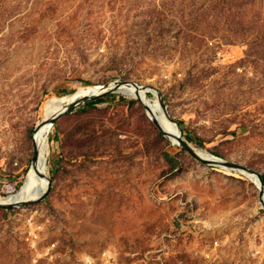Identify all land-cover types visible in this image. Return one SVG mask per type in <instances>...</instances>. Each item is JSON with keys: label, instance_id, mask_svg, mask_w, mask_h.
I'll return each mask as SVG.
<instances>
[{"label": "rangeland", "instance_id": "obj_1", "mask_svg": "<svg viewBox=\"0 0 264 264\" xmlns=\"http://www.w3.org/2000/svg\"><path fill=\"white\" fill-rule=\"evenodd\" d=\"M263 12L264 0H0V198L25 184L51 98L118 82L156 88L194 148L264 177V40L251 41ZM112 93L53 126L52 189L0 208V264H264L256 182L195 159L142 99Z\"/></svg>", "mask_w": 264, "mask_h": 264}, {"label": "bare ground", "instance_id": "obj_2", "mask_svg": "<svg viewBox=\"0 0 264 264\" xmlns=\"http://www.w3.org/2000/svg\"><path fill=\"white\" fill-rule=\"evenodd\" d=\"M105 90L102 86H94L90 88H84L78 91L74 96L68 97H53L51 98L45 108L46 117L44 124L39 127L37 130V139H36V149L39 154V159L36 163L33 164V168L29 171L25 184L21 187L20 191L16 194L10 195L5 198H0V202H14V201H27L34 200L43 194L47 189V181L42 177L39 172H47L49 158L51 155V144H50V134L53 129L52 120L55 116L64 111L68 104H72L76 99L84 98L86 96L96 95ZM123 92L130 95L134 98L142 99V101L148 105L152 112L156 115L160 121L162 128L168 131L170 134L177 135L179 134V129L174 124L170 123L167 120V117L164 115V112L158 102L157 96L151 90H144L138 94L136 88L132 85L124 86ZM151 93L154 99H149L148 94ZM196 152L202 156L210 159H214L210 153L206 152L203 149L196 148ZM243 175H246L252 181L257 183V178L255 175L248 174L244 171H237Z\"/></svg>", "mask_w": 264, "mask_h": 264}, {"label": "water", "instance_id": "obj_3", "mask_svg": "<svg viewBox=\"0 0 264 264\" xmlns=\"http://www.w3.org/2000/svg\"><path fill=\"white\" fill-rule=\"evenodd\" d=\"M128 85H132L133 87L136 88V91L138 92V94H140V92L144 91V90H151L152 92H154L157 96L158 102L160 103V106L164 112V115L167 117V120L174 124L176 127H178V123L176 121H174L169 114L166 111V106L164 103V100L162 99L161 95L159 94V92L156 90V88L154 87H144V86H140L137 83H133V82H118V83H114L110 86V89H106L103 92L96 94V95H91V96H86L76 102H73L72 104H70L64 111H62L60 114H58L57 116L54 117V119L52 120V125L54 126L61 118H63L65 115L71 113L74 108L82 103V102H91V101H95L97 99H100L102 97L107 96L108 94L112 93L113 91H115L116 89H119L120 92H123L121 90L122 87L124 86H128ZM124 93V92H123ZM139 100V98H137ZM140 102L145 106L149 116L151 117V119L153 120L154 124L166 135L170 138V140L172 141V143L180 145L184 150H186L191 156H193L195 159L205 163V164H212V165H217L223 168H227L230 170H235V171H244L247 172L248 174L251 175H255L257 178V185L259 187L260 190V199L262 202V206L264 207V182H263V177L260 173L255 172L254 170L248 168L247 166L243 165V164H239V163H235V162H231V161H226L224 159H221L219 157H217L216 155L210 154L214 159H210V158H206L204 156H202L201 154H199L198 152H196V148H194L190 143H188L184 137L183 134L181 132V130L179 129V134L174 135V134H170L168 131H166L164 128H162V125L160 123V121L158 120V118L156 117V115L152 112L151 108L146 105L145 103H143L141 100ZM43 124L45 122H42ZM43 124H40L37 128V130L39 129V127ZM39 159V154L37 149L35 148V152H34V156H33V164L37 162V160ZM39 174L44 177L47 181V189L46 191L41 194L38 198L34 199V200H27V201H12V202H0V208L2 209H11V208H16V207H22V206H31L34 205L36 203H40L43 202L44 200L47 199L51 189H52V185H53V180L51 179V177L46 173V172H39Z\"/></svg>", "mask_w": 264, "mask_h": 264}, {"label": "trees", "instance_id": "obj_4", "mask_svg": "<svg viewBox=\"0 0 264 264\" xmlns=\"http://www.w3.org/2000/svg\"><path fill=\"white\" fill-rule=\"evenodd\" d=\"M257 16H259V15H257ZM263 16H264V12H263ZM258 20H259V22H258V24L256 26L257 29H258V33H257L256 36L252 37V40L251 41H255V40H258V39L259 40L260 39L264 40V17H263V20H261L260 17H258ZM260 22H262V23L260 24ZM107 96L108 97L116 98L117 94L110 93ZM122 99L126 101V98L123 97ZM52 173L54 174V171H52ZM263 182H264V177H263ZM22 186H23V183L20 184V186H18V188H16V190L18 189L17 192L21 189ZM177 260H182L184 262V260L181 259V258H177ZM177 262H179V261H177Z\"/></svg>", "mask_w": 264, "mask_h": 264}]
</instances>
